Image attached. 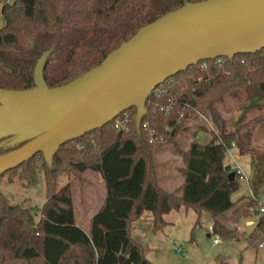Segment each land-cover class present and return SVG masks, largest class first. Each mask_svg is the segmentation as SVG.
Wrapping results in <instances>:
<instances>
[{
	"label": "trees",
	"instance_id": "trees-1",
	"mask_svg": "<svg viewBox=\"0 0 264 264\" xmlns=\"http://www.w3.org/2000/svg\"><path fill=\"white\" fill-rule=\"evenodd\" d=\"M196 1L201 0L7 2L1 10L4 24L0 27V87H34L35 66L47 50L51 53L44 68L45 81L50 87L65 84L98 65L142 26L186 2ZM203 62L167 79L166 92L160 97H148L140 133L133 107L129 109L128 131L116 130L111 121L62 144L52 166L40 152L6 172L15 174L21 170L20 178L36 184L42 168L46 198L39 209H34L9 202L0 192L3 264H120V256H124L122 264H154L146 257L143 245L133 238L132 223L149 210L156 226L165 225L163 215L181 206L210 212L214 233L221 241L239 239L236 229L228 224L227 214L239 218L247 203L256 208L255 199H261L259 193L264 192V170L261 173L259 169L264 153L254 159V168L258 166L252 182L255 199L242 196L233 200L240 181L227 163L226 149L235 143L240 155L251 154L256 149L251 146L254 129L259 125L264 128V115L247 118L248 112L264 111V49L232 58L220 57L219 61L206 60L205 66ZM227 96L245 101L234 130L226 128L218 109ZM170 98H177V104L168 114L154 110L155 103L166 105ZM184 102L211 117L220 130L222 143L211 137L206 143L193 140L187 149L179 147L178 134L189 120L186 115L177 123ZM145 122L164 141L151 142ZM166 127L173 129L170 132ZM200 130L208 132L205 125L199 126L197 131ZM13 135L0 137V154L27 142L6 143ZM169 144L184 160L179 169L184 182L172 192L158 184L155 158V152ZM86 170L99 172L106 190L101 208L91 218L90 233L76 224L70 182L61 187L59 183L62 176L79 175ZM246 240L255 247L264 245V216L256 221Z\"/></svg>",
	"mask_w": 264,
	"mask_h": 264
},
{
	"label": "water",
	"instance_id": "water-1",
	"mask_svg": "<svg viewBox=\"0 0 264 264\" xmlns=\"http://www.w3.org/2000/svg\"><path fill=\"white\" fill-rule=\"evenodd\" d=\"M264 49V0L186 2L123 41L98 65L50 87L44 68L51 50L35 66V86L0 87V137L20 133V147L0 154V176L37 153L53 165L60 146L103 127L136 108L140 133L153 89L200 61ZM17 100V104H8ZM5 256L0 252V264ZM124 256H120V264Z\"/></svg>",
	"mask_w": 264,
	"mask_h": 264
},
{
	"label": "rangeland",
	"instance_id": "rangeland-1",
	"mask_svg": "<svg viewBox=\"0 0 264 264\" xmlns=\"http://www.w3.org/2000/svg\"><path fill=\"white\" fill-rule=\"evenodd\" d=\"M12 1L13 0H0V27L4 24L1 14L2 7L5 3ZM165 86H167V82H163L162 85L158 87L162 88ZM17 103V100L8 101L10 105ZM261 103H263V100ZM244 105V99H237L233 96H227L223 102L218 104L220 115L225 120L227 129H236V122L239 120L244 110ZM258 115H264V111L255 110L248 112L247 118L252 119ZM184 125L187 127L180 131L177 138V143L180 148L187 149L193 140L200 143H205V141L208 140L207 131H197L199 126H204V121L199 115L190 118ZM254 131L255 134L251 146L256 149L251 152V157H253V159L264 153V128L259 125L255 127ZM20 136V133H15V135L6 139V143L13 144L18 141ZM163 153L169 156V158L167 157L166 159H170V162L177 164V166L184 163L181 154L173 144L159 148L155 152V158L158 160V164H162V157L164 156L161 155ZM246 160L247 157L240 158L239 156V162L244 170H246ZM263 163L264 162L260 164L261 167L259 168L261 173L262 170H264L262 167ZM166 166H168V164ZM181 167L183 166H180V168ZM161 171L164 173V169L162 168L161 170V167L158 166V173L161 174ZM19 172L15 174L6 173L0 177V192L6 195L11 203H20L25 207L39 209L46 198L43 169L40 168L38 170V180L36 184L30 183L27 178H20ZM179 174H181L180 171ZM262 179L264 180V173L262 174ZM67 182H70L72 186L74 205L77 211H79V208L84 209L85 202L88 201V199L91 200L88 203L91 207L93 203V208L96 207V205L97 207L99 206L100 199L103 197V190H105V182L99 172L86 170L79 175H65L59 178L60 187ZM247 189L245 182L241 181L239 189L232 194V199L235 200L238 193L242 191L249 192ZM248 204V206L242 207L239 218H237L238 215L227 214L229 222L237 220L235 221L237 224L234 226L232 224L230 227L236 229L238 237H241L239 241L236 240L233 243L224 242L215 245L213 238L207 236L209 232L208 226L212 222V214L205 210L199 212L194 208H188L178 212L174 211L168 216L167 219L172 222L158 229L157 233L159 237L155 243L147 248L146 256L150 258L154 264H203L205 261L210 262V264H215L218 262L216 261L218 257H215V254L220 253V256L227 258L229 264H264V245L255 247L247 240H243V238L246 239L256 224V222L252 225L250 224L251 227L248 226L249 224L246 222V220L250 221L252 219L254 212L252 208L253 205L251 203ZM262 204L264 205V196ZM80 213L81 212H79V214ZM177 247L180 248L181 251H177ZM207 252H210L209 254H212L213 257L207 258V256H205Z\"/></svg>",
	"mask_w": 264,
	"mask_h": 264
},
{
	"label": "crops",
	"instance_id": "crops-1",
	"mask_svg": "<svg viewBox=\"0 0 264 264\" xmlns=\"http://www.w3.org/2000/svg\"><path fill=\"white\" fill-rule=\"evenodd\" d=\"M210 138H211V136L208 133V140L205 141V143L208 142L210 140ZM161 156H164V157H162V164L161 163L158 164V160H156L157 172H158V166H160L161 170H162V168L164 169V173H162V171H161V174L158 173V184L160 185V187H162L164 190H166L168 192L175 191L184 182L183 175L179 174V171H178L180 166H184V163H181L180 165L177 166V164H173L172 162H170V159H166L167 157L169 158L168 155H164V153H163ZM239 156H240V158L247 157L245 172L249 175L250 184H251V187H252V182L255 179V174H256V170H257L258 166H257V168L256 167L254 168V159H253V157H251L250 153L245 154V155H240L239 154ZM180 162H181V160H180ZM167 164H168V166H166ZM262 167L264 168V163H263ZM240 183H241V181H240ZM245 184H246V186L248 188L247 190L249 191L248 184L246 182H245ZM102 187H103V184H102ZM258 189L262 192V187H260ZM104 192H105V195H106V190H103V197L101 198L102 200L100 199L98 207L96 205V207L93 208L94 203H93V205L91 207L90 204H88L91 200L88 199V201L85 202L84 209L83 208L82 209L79 208L78 209L79 211H77L75 209V216H76L75 217V221H76V224L79 225L87 233H90L92 216L101 208V206L103 204V201H104V198H105ZM259 195H261L260 197H261V200L263 202L264 192L262 194L259 193ZM242 196H247V197L250 196V191L249 192L242 191L241 193H238L236 199H239ZM248 205L249 204L247 203L244 206H248ZM182 209L186 210L188 208H186L184 206H181L179 209H173L170 212L164 214L163 218L167 222L165 225H168L169 223L172 222V221L167 219L168 216H170L172 212H174V211L178 212V211H180ZM79 212H81V213L79 214ZM252 219L255 220V217L254 218L252 217ZM243 222H245V221H243ZM246 222H247V220H246ZM255 222L256 221H254L252 224H254ZM210 224H212V222ZM229 224H230V226L232 224L234 226V225L237 224V222L232 221V222H229ZM165 225H162V226H159V227L156 226L155 222H154L153 213L151 211H149V210H145L141 214V216L139 218H137L136 220L133 221V223H132V236H133V238L136 241H138L139 243H141L143 245L144 251H145V255H146L147 248L149 246H151L153 243H155L156 240L158 239V237H159V235L157 233L158 229L164 227ZM251 225L249 224L248 226H251ZM207 236L211 237L210 231L207 233ZM240 239H241V237H239V239H236V240L239 241ZM236 240H233V241H230V242L233 243ZM243 240H246V239L243 238ZM220 243H224V242L221 241ZM220 243L215 244V245H219ZM209 253L210 252H207L205 254V256H207V258H211V256L213 257V255L209 254ZM215 257H218L217 260H216L218 262H216L215 264H217V263H219L221 261L227 262V258L226 257L223 258L222 256H220V253L215 254ZM148 259L152 262V260L150 258H148ZM227 263L229 264V262H227ZM203 264H210V262L205 261Z\"/></svg>",
	"mask_w": 264,
	"mask_h": 264
},
{
	"label": "built area",
	"instance_id": "built-area-1",
	"mask_svg": "<svg viewBox=\"0 0 264 264\" xmlns=\"http://www.w3.org/2000/svg\"><path fill=\"white\" fill-rule=\"evenodd\" d=\"M218 61L220 60L219 58ZM206 60H204L203 62V66L206 65ZM171 79V78H170ZM162 85V84H160ZM158 85V86H160ZM156 87L155 89H153V91L151 92V94L155 95L156 97H160L162 94H164V92H166L165 87ZM150 94V95H151ZM177 104V98H170L169 99V103L166 105L155 103L154 106V110H164L166 112V114H168L170 112V110L176 106ZM183 104V111H181L178 115L177 118V123H180V121H182V118H184V116H188L189 119L195 117V115H199L202 120L204 121V125L205 127L208 129V133L210 134L211 137H213L216 140V143H222L223 138L221 136L220 130L218 128V126L214 123V121L211 119L210 116L206 115L205 113H203L202 111H200L198 108L192 106L190 103L188 102H184ZM186 111H189V113H187ZM114 128L116 130H129L130 129V122H131V115L128 110L123 111L122 113H120L114 120ZM148 122L143 123L144 127H148ZM149 128V140L151 142H156L157 140H160L161 142L164 141V138H157V134L155 133V131L153 129ZM166 129L168 131H172V127H166ZM226 159H227V163L229 164V166L231 167V170L238 176L239 181H244L248 184L249 186V191H250V196L252 197V199H255V194L253 192V189L251 187L250 184V178L249 175L245 172V170L243 169V167L241 166L240 162H239V152H238V147L235 143H233L231 145V147H228L226 149ZM256 201V208L252 207L254 212L252 217H255V221H257L261 216H264V205L262 204V200L261 199H255ZM254 222V220H247L248 224H252ZM208 229L211 233V237L213 238V242L215 244H218L221 242V239L219 237L218 234L214 233L213 230V226L212 224H210L208 226ZM263 246V245H261ZM177 251H181L180 248H176Z\"/></svg>",
	"mask_w": 264,
	"mask_h": 264
}]
</instances>
